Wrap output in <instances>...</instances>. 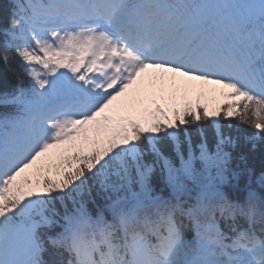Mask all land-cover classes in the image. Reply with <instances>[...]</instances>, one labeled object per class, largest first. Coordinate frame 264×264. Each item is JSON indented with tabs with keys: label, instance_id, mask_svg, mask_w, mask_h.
Listing matches in <instances>:
<instances>
[{
	"label": "snow or ice",
	"instance_id": "obj_1",
	"mask_svg": "<svg viewBox=\"0 0 264 264\" xmlns=\"http://www.w3.org/2000/svg\"><path fill=\"white\" fill-rule=\"evenodd\" d=\"M10 4L0 264H264V0Z\"/></svg>",
	"mask_w": 264,
	"mask_h": 264
},
{
	"label": "trees",
	"instance_id": "obj_2",
	"mask_svg": "<svg viewBox=\"0 0 264 264\" xmlns=\"http://www.w3.org/2000/svg\"><path fill=\"white\" fill-rule=\"evenodd\" d=\"M9 4L7 0H0V27H7V18L9 15ZM5 38L0 35V51H3L2 42ZM12 53H10V56ZM12 68L16 71H20L18 64L16 61H12ZM16 87V82L11 78L10 71L7 67L4 66L2 62H0V91H12ZM0 111H11V109H0ZM208 134L211 136V130L208 129ZM225 131H229V129L225 128ZM233 135H241L245 132H250V129L241 128L239 133L234 128L231 130ZM238 152H243L248 156V165L255 168L257 174L261 170H264V141L258 142L255 150H252L251 147L241 139L240 146L238 148ZM244 183V180L241 181V184ZM255 187V184L253 185ZM230 191V189H229ZM95 196V192H93ZM99 202V200L97 201ZM47 258V257H46Z\"/></svg>",
	"mask_w": 264,
	"mask_h": 264
}]
</instances>
